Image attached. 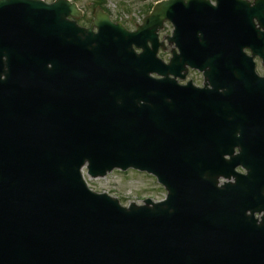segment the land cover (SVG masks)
Wrapping results in <instances>:
<instances>
[{"label":"water","instance_id":"95a60500","mask_svg":"<svg viewBox=\"0 0 264 264\" xmlns=\"http://www.w3.org/2000/svg\"><path fill=\"white\" fill-rule=\"evenodd\" d=\"M196 2L162 1L136 32L99 11L95 33L68 0H0V238H21L26 264H264V79L244 52L264 57V0L230 1V29ZM165 19L183 49L168 65ZM185 62L215 88L171 82ZM237 144L250 176L218 187ZM86 163L152 171L168 199L122 207L88 188Z\"/></svg>","mask_w":264,"mask_h":264},{"label":"rangeland","instance_id":"374dc122","mask_svg":"<svg viewBox=\"0 0 264 264\" xmlns=\"http://www.w3.org/2000/svg\"><path fill=\"white\" fill-rule=\"evenodd\" d=\"M51 1V0H49ZM84 11V16L80 18L81 23L89 25V20L93 19V11L96 7V0H74ZM157 0H107L106 7L113 12L115 19H122L131 29L135 22H141L143 16L147 14L149 4ZM83 19V20H82ZM88 19V20H87ZM165 31L164 33H167ZM258 70H263L261 62H258ZM202 78L198 76L196 81ZM86 179L90 187L98 192L106 191L121 199V202L128 205L131 202L141 204L147 197L155 200L165 196V190L155 182V179L147 174L136 173L133 170L123 173L114 171L104 178H92L86 173Z\"/></svg>","mask_w":264,"mask_h":264}]
</instances>
